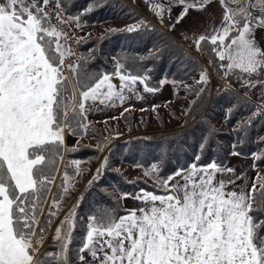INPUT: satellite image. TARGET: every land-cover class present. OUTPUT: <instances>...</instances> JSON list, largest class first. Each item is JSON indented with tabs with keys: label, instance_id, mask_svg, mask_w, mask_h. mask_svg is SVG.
I'll use <instances>...</instances> for the list:
<instances>
[{
	"label": "snow or ice",
	"instance_id": "snow-or-ice-1",
	"mask_svg": "<svg viewBox=\"0 0 264 264\" xmlns=\"http://www.w3.org/2000/svg\"><path fill=\"white\" fill-rule=\"evenodd\" d=\"M149 2L161 20L165 11L179 7L175 28L191 11H206L213 0ZM216 2L222 10L220 26L194 34V47L199 51L202 43L210 44L221 69L243 74L242 87L264 88V47L256 36L257 29L264 30V0ZM65 9V0H0V264H69L74 221L66 218L56 229V252H40L46 229L39 227L45 196L55 181L52 173L63 159L65 132L86 131L93 104L123 103L126 93L141 90L155 94L167 82L153 86L147 69L132 73L117 63L114 74L82 83L79 65L66 63L74 53L62 27L70 21L80 27V15L68 16ZM145 27L141 21L121 31ZM65 70L72 73L71 89ZM113 75L119 85L112 82ZM207 82V73L202 72L197 83ZM260 100L264 105V93ZM152 107L155 111L158 106ZM261 114L264 107L253 117ZM205 145L206 139L201 150ZM253 156L264 160V153ZM199 160L198 154L189 166L167 176L160 175L159 163L151 164L145 175L162 194L146 189L124 193L123 198L142 206L122 216L90 215L76 249L80 264H264V182L232 190L230 186L242 178L234 168L215 161L200 165ZM71 163L78 173L80 162ZM107 164L105 159L101 167ZM218 175L228 179H217ZM51 203L59 207L57 199ZM48 214L56 215L51 209Z\"/></svg>",
	"mask_w": 264,
	"mask_h": 264
},
{
	"label": "trees",
	"instance_id": "trees-1",
	"mask_svg": "<svg viewBox=\"0 0 264 264\" xmlns=\"http://www.w3.org/2000/svg\"><path fill=\"white\" fill-rule=\"evenodd\" d=\"M129 1L65 0L66 15H80V27L108 21L128 22L126 26L111 27L78 39V57L68 63L79 65V79L84 84L90 83L92 77L114 74L117 63H123L132 73L143 74L147 69L153 86L160 87L159 81H167L173 86L174 99L185 98L187 104L183 106V116L172 112L177 120L181 119L179 126L174 128L167 129L163 116L159 115L161 130L133 134L122 139H117L112 133H105L102 126L88 118L85 121L88 125L86 131L78 129L76 135L68 132L76 138V142L70 146L64 142L63 159H58L56 170L52 173L55 181L45 196L39 227L46 229L40 252H56L58 242L54 237L46 240L47 236L56 223L60 227L66 218L74 221L69 264H78L76 249L83 241L90 215L126 214L128 209L122 203L124 193H138L146 189L162 194L163 190L158 189L151 176L145 175L153 163H159L160 175L167 176L177 168L189 166L198 154L200 160L197 163L200 165L212 161L226 165L230 153L235 151L240 156L252 157L256 171L264 168V160H255L253 156L264 153V143L261 142L264 140V114L253 117V112L260 106L234 89L221 85L217 79L212 81L208 78L206 84L197 83V75L208 73V70L216 78L224 77V69L219 67L220 62L211 51V45L202 43L199 51L196 48L192 50ZM90 7L92 10L87 11ZM141 21L148 27L131 33L121 31ZM111 29L117 31L110 32ZM150 56L153 58L149 59ZM65 75L69 77L71 89L72 73L65 70ZM200 89L204 90L201 92ZM120 116L127 122L129 132H134L132 113L125 111ZM148 124L149 121H143L142 130L147 129ZM245 125L248 126L243 127ZM205 139L206 145L201 150L200 145ZM105 159L108 164L102 168ZM98 160L76 200L69 206L74 196V180L81 172L92 169L88 162ZM72 161L80 162L78 173ZM133 170L141 171L140 175L132 176ZM65 171L68 175L67 184L64 182ZM254 182L259 186V183L264 182V176L256 177ZM64 187L68 188L67 192H64ZM53 198L58 200V208L52 207ZM50 209L56 215L50 216ZM74 260L77 262L74 263Z\"/></svg>",
	"mask_w": 264,
	"mask_h": 264
},
{
	"label": "rangeland",
	"instance_id": "rangeland-1",
	"mask_svg": "<svg viewBox=\"0 0 264 264\" xmlns=\"http://www.w3.org/2000/svg\"><path fill=\"white\" fill-rule=\"evenodd\" d=\"M137 5H142V11H148L149 13L153 14V19L155 22H159L162 25L169 26L170 21L175 22V17L179 14L180 8L179 7H173L171 10V13L168 11H165L163 14V19L161 20V17L158 16L152 8V4L149 2V0L145 1L144 3H141L142 0H136ZM166 1V4L170 3L171 0H164ZM155 3H161V0H154ZM134 3V2H133ZM139 10V9H138ZM140 11V10H139ZM144 11V12H145ZM141 12V11H140ZM143 13V12H142ZM207 14L206 16L201 17V20L198 21L201 25L199 26V30L203 32L207 29H210L213 25L216 27L220 26L221 22V16H222V10L220 5L216 2V0H213V2L210 4V6L207 8L205 11ZM144 14V13H143ZM190 19V18H189ZM189 19H185L181 23V27L187 24V21ZM192 26L195 25L196 19H193L191 21ZM128 22L126 21H108L104 22L103 24L100 25H93V26H87V27H77L74 22H69L68 24H64L62 26L64 31L67 33L69 40H68V45L71 47L72 52L74 53L73 55L69 56L66 60V63L72 61L75 59V56L78 55V48H77V41L83 36H87L89 34H94V33H101L105 29L111 28V27H120V26H126ZM167 32L168 29H166ZM170 33V32H169ZM199 31H197L196 34H198ZM172 35V34H171ZM173 36V35H172ZM73 40L74 47L72 46L70 40ZM190 47L189 45H187ZM192 50L195 47H190ZM195 51V50H194ZM197 53V52H196ZM198 54V53H197ZM202 58L201 55L198 54ZM199 73L197 75V79L199 80L200 77ZM208 78H210L212 81L214 79H217L221 85H225L223 81L219 78H216V76L212 75L210 70H208L207 73ZM114 79V78H113ZM112 79V81H114ZM169 84L170 88L168 90V94L165 97H161L159 99L152 100L151 102L148 103H128L125 105H122L119 109L114 110V111H106V108L102 109H97L92 106L91 112H89V117L88 120L93 121L98 123L100 126H102L103 130L105 133H112L115 135L117 139H122V138H127L133 134H139V133H144V132H150V131H156V130H161V125L159 123V115H162L164 118V121L166 122V128H174L179 126L181 119L177 120L172 112H175L179 116H183L184 114V108L183 106L187 104V99H174L173 97V86ZM141 94V93H140ZM149 95V94H148ZM140 97V95H139ZM135 98V94L133 93H126V100H133ZM125 100V101H126ZM118 101V100H115ZM114 101V105H116V102ZM120 103V101H119ZM113 105V106H114ZM153 105H157L158 107L153 111ZM120 106V105H119ZM125 109H127L126 112H131L133 117H132V127L134 132H129V126L125 120L121 118V113L125 112ZM141 109H145L144 111H141ZM115 117V118H114ZM143 121H149L148 128L143 129ZM68 133V131L65 132V134ZM87 141V139H86ZM104 153V152H103ZM101 160V157L99 158ZM88 162V164L92 167V169L89 172H81L78 177L74 180V196L71 198L69 206L73 203L74 200H76L77 196L79 195L80 191L82 190L84 184L87 182L89 177L91 176L94 168L96 167L97 163L99 162ZM141 171L139 170H133L131 172L132 176L140 175ZM264 176V168L261 170L256 171V177ZM256 179V178H255ZM231 188V187H230ZM234 189V188H231ZM68 206V207H69ZM58 227V223L55 224L53 229L51 230L50 234L47 236L48 239H51L55 237V232ZM46 238V240H47ZM35 240V238H34ZM45 240V241H46ZM44 241V242H45ZM42 245H40L41 248ZM41 250V249H40ZM77 262V260H74V263Z\"/></svg>",
	"mask_w": 264,
	"mask_h": 264
},
{
	"label": "crops",
	"instance_id": "crops-1",
	"mask_svg": "<svg viewBox=\"0 0 264 264\" xmlns=\"http://www.w3.org/2000/svg\"><path fill=\"white\" fill-rule=\"evenodd\" d=\"M129 1V0H127ZM133 2L129 1L131 3V5H133L134 7H136L137 9H139L141 12L144 13V15H146L147 17H149L151 20H153L155 22V20L153 19V14L149 13L148 11H142V5H137V1L136 0H132ZM147 0H142L141 3H144ZM161 2H163L164 4H166V1L161 0ZM207 14L205 13V11L203 12H198V11H191L190 14L185 18V19H189L187 21V24H185L184 26L181 27V24L176 25L175 28H172V25L174 24V21H170L169 22V26L166 25H162L161 23L157 22L156 23L158 25H160L162 28H164L165 30L168 29V31L170 32V34H172L177 40H179L180 42L184 43L185 45H189L190 47H194L193 44V35L197 33V31H199L198 34L202 33V31H200L198 28L199 26H203V24L201 25L198 21L201 20V17L206 16ZM193 19H196V23H194L195 25L192 26L191 21ZM198 27V28H197ZM167 31V30H166ZM256 36H257V40L258 42L261 44L262 47H264V30H260L257 29L256 30ZM185 37H187V39H185ZM243 74L240 73L238 70H235L231 73H227L226 69H224V77L223 79H221L223 81V83L234 89L235 91H237L238 93H240L241 95H243L244 97L248 98L249 100H251L252 102H254L256 105L260 106V107H264V105L261 104V94L264 93V88H255V89H248V88H244L241 86L240 80L242 78ZM114 81H112L114 84L119 85L120 81L117 77H113ZM169 84L166 83L164 84V86L162 88H160V90L158 92H156L155 94H150V93H143L141 90V94H135V98L133 100H126L123 103H119L118 101L116 102V105H110L108 102H106L105 104H93L92 106L97 109H102L103 107L106 108V111H114L119 109L122 105L128 104V103H148L151 102L152 100L155 99H159L161 97H165L168 94V90L170 88ZM149 94V95H148ZM140 95V97H139ZM120 105V106H119ZM91 112V111H89ZM88 112V113H89ZM87 113V118L89 117V114ZM92 113V112H91ZM64 142L65 145H73L76 142V138L72 135H70L69 133H66L64 136ZM107 150V149H106ZM106 150L104 151L103 154H105ZM254 165V160L252 157H245V156H240V155H231L229 157V160L227 162V164L225 166L227 167H232L235 169L236 171V175L242 177L239 180H236L235 186H230L231 188H234L232 190H236L239 191L240 188H248L252 185V183H254L255 178H256V169L253 167ZM217 179H228V176H217ZM122 203L123 206L125 208H127L128 210L131 209H135L138 208L141 205L140 201L134 200L132 198H123L122 197ZM125 215V214H124ZM48 239V238H47ZM42 248V246H41ZM40 248V249H41ZM78 264H80V262L78 261Z\"/></svg>",
	"mask_w": 264,
	"mask_h": 264
},
{
	"label": "built area",
	"instance_id": "built-area-1",
	"mask_svg": "<svg viewBox=\"0 0 264 264\" xmlns=\"http://www.w3.org/2000/svg\"><path fill=\"white\" fill-rule=\"evenodd\" d=\"M62 27H64V26H62ZM64 28H65V27H64ZM70 39H71V38H70ZM70 42H71V44H72L73 48H75V47H74V44H73V40H72V39L70 40ZM77 57H78V55H77V56H75V59H76Z\"/></svg>",
	"mask_w": 264,
	"mask_h": 264
},
{
	"label": "flooded vegetation",
	"instance_id": "flooded-vegetation-1",
	"mask_svg": "<svg viewBox=\"0 0 264 264\" xmlns=\"http://www.w3.org/2000/svg\"><path fill=\"white\" fill-rule=\"evenodd\" d=\"M253 11H254V13L256 12V10H255V9H254Z\"/></svg>",
	"mask_w": 264,
	"mask_h": 264
},
{
	"label": "water",
	"instance_id": "water-1",
	"mask_svg": "<svg viewBox=\"0 0 264 264\" xmlns=\"http://www.w3.org/2000/svg\"><path fill=\"white\" fill-rule=\"evenodd\" d=\"M105 161V160H104ZM104 161H103V164H104Z\"/></svg>",
	"mask_w": 264,
	"mask_h": 264
}]
</instances>
